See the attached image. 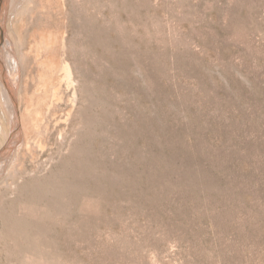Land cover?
Returning <instances> with one entry per match:
<instances>
[{
	"label": "rangeland",
	"instance_id": "rangeland-1",
	"mask_svg": "<svg viewBox=\"0 0 264 264\" xmlns=\"http://www.w3.org/2000/svg\"><path fill=\"white\" fill-rule=\"evenodd\" d=\"M0 26V264H264V0Z\"/></svg>",
	"mask_w": 264,
	"mask_h": 264
},
{
	"label": "bare ground",
	"instance_id": "bare-ground-1",
	"mask_svg": "<svg viewBox=\"0 0 264 264\" xmlns=\"http://www.w3.org/2000/svg\"><path fill=\"white\" fill-rule=\"evenodd\" d=\"M6 4H7V0H3L2 1V6L0 7V16L2 15V13L4 12V10H5V8H6ZM3 16H4V14H3ZM1 27V26H0ZM6 48V47H5ZM8 49V48H7ZM13 52V51H12ZM3 55V54H2ZM6 57V56H5ZM3 68V67H2ZM17 71V70H16ZM3 73V72H2ZM20 73V72H19ZM4 79H6V78H4ZM1 82V81H0ZM4 87H6V86H4ZM3 90V89H2ZM6 91H7V89H6ZM5 91V92H6ZM1 97V96H0ZM6 99V98H5ZM15 101V100H14ZM4 102V101H3ZM13 102V101H12ZM16 103V102H15ZM14 103V104H15ZM14 107V106H13ZM15 108V107H14ZM16 112V111H15ZM15 115H17L16 113H15ZM14 116V115H13ZM16 120V119H15ZM19 121V120H18ZM17 122V121H16ZM14 123V122H13ZM15 124V123H14ZM16 126H17V123H16ZM12 130V129H11ZM17 131H18V129H17ZM3 132V131H2ZM14 133V132H13ZM18 134V133H17ZM16 134V135H17ZM18 142V141H17Z\"/></svg>",
	"mask_w": 264,
	"mask_h": 264
},
{
	"label": "water",
	"instance_id": "water-1",
	"mask_svg": "<svg viewBox=\"0 0 264 264\" xmlns=\"http://www.w3.org/2000/svg\"><path fill=\"white\" fill-rule=\"evenodd\" d=\"M2 1H3V0H0V7L2 6ZM1 34H2V33H1ZM1 34H0V36H1ZM2 38H3V37L0 38V42H1L0 44L3 43V39H2ZM0 46H1V45H0Z\"/></svg>",
	"mask_w": 264,
	"mask_h": 264
}]
</instances>
